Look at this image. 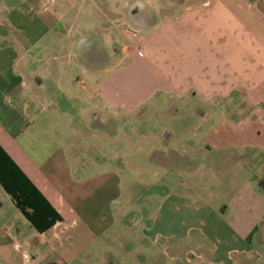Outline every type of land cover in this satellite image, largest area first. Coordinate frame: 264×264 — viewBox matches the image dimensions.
<instances>
[{
    "label": "crops",
    "instance_id": "1",
    "mask_svg": "<svg viewBox=\"0 0 264 264\" xmlns=\"http://www.w3.org/2000/svg\"><path fill=\"white\" fill-rule=\"evenodd\" d=\"M58 19L57 45L49 41L57 50L41 79L28 51ZM3 63L0 264H49V252L70 264L117 237L119 225L123 252L134 254L136 237V252L163 254L161 264H231L251 250L264 256V0H0ZM78 69L87 80L101 72L91 77L95 105L80 111L67 96L65 108L55 107L53 81L69 86ZM102 112L121 114L119 132L112 124L99 133ZM62 113L74 138L41 137L45 116L55 123ZM157 116L170 122L148 128ZM150 129L159 137L154 161L141 146ZM130 169L139 177L123 193L126 200L139 193L134 212L115 196L116 174ZM198 170L216 185L195 184ZM222 192L225 202L216 199Z\"/></svg>",
    "mask_w": 264,
    "mask_h": 264
},
{
    "label": "rangeland",
    "instance_id": "2",
    "mask_svg": "<svg viewBox=\"0 0 264 264\" xmlns=\"http://www.w3.org/2000/svg\"><path fill=\"white\" fill-rule=\"evenodd\" d=\"M107 1L109 2L110 0H107ZM62 26H63L62 20L58 19V20L54 21L52 27L48 26V29L46 30V32L41 34L42 35L41 38H39L33 42L34 43L33 47H31L29 49L30 51H28L30 54L29 60L33 59L32 66L36 67L39 70V72L37 71V75H36L38 78H41V79L43 78L44 72L42 73V71H40V70H41L43 64L47 63L51 54H54L57 50V49H54V47L52 46V43L49 41L53 40V44L55 42V44L57 45V40H55V39L58 38V35H59L58 30L61 29ZM53 29H55L56 32ZM91 32H93V31H91ZM90 34H91L90 32H84L81 35L89 37ZM102 35H103V33H102ZM91 36H92V34H91ZM130 49L136 50V45L131 44ZM106 50L107 51L110 50L109 46H107ZM95 51H96V49H95ZM36 58H37V60L34 61V59H36ZM18 59H21V61L26 60V59L21 57L20 53L17 57V60ZM9 67H11L10 69L12 70L13 73L18 72V77L21 78V80L25 81L27 84L30 83L29 79L24 76L25 74L18 71V66L16 63L15 64L13 63V65H10ZM1 68L3 69L4 73H6L8 70V66L6 65V63L1 64L0 69ZM70 75H72L73 79H74V77H77L78 79H76V80L74 79L73 83L70 84L69 86L61 78L53 81V85L55 86L53 93L55 94L56 98L51 103H53V105L55 107L59 106V107L65 108V106H66L65 103L67 102L66 104H68L66 97L67 96H73L76 98V101H73L72 103L74 104V106H76L77 110L81 111L83 108L95 105L93 102H96L98 100V97H96V95L93 93L94 86H91V84H92L91 77H92L93 81H97L102 77L101 72L97 71L94 75L92 74V76L90 78H88V80L85 78V76H83L81 70H79V69L74 71V72H70ZM90 86H91V89H90ZM88 92L91 94L92 98H87L86 94ZM100 105H102V104H100ZM50 115L45 116L47 121H48V125L41 129V133H40L41 137H43V134H45L48 137L59 139V135L63 136V135L67 134V135H70L71 137L74 138V134H72L74 131H72V133H67L68 130H67L66 126L64 125L66 122V117H67L66 113H62V115L59 118L60 120H58V118H55V123H53L54 120H52V118L49 117ZM42 116H44V113L42 114ZM153 117H154V115H153ZM48 118H50V119H48ZM100 119H101V121H103V122H101L103 124V127H102V129H99V133H103L106 131V134H107V132L111 129V128H109V125L112 126V124L114 125V128L116 131L121 130V128L117 127V121L122 120L121 114H114V116L112 117L107 112H102ZM167 121L170 122V120L167 119L166 117H162L161 121H160V118L157 116L153 120H150L151 124H148V128L153 126V127L157 128V130H160V126H161L160 124L162 123L163 125H166L164 123ZM163 125L161 126V130L163 128ZM117 132H119V131H117ZM149 132L150 133L147 134V137H148L147 145H141V146L143 147L144 150L150 152V156L148 157V159L154 161V155L158 154L157 148H158L159 137H157V138H156V136L154 137V134H152L153 130L150 129ZM55 133H57V134H55ZM100 144H103V143L100 142ZM171 144L169 143V145H171ZM163 146L165 147L166 145H163ZM116 162H119V165H121V167H124L123 163H122L123 162L122 159H120L119 161H116ZM214 163L216 166L215 168L220 166V164L222 166V163L219 161L215 160ZM197 168L200 169L201 167H197ZM117 169L120 171V167ZM152 169H153V166L151 167V170ZM202 169H204V168L202 167ZM201 172L202 171H200V170L197 171V174L195 175V177L193 179L195 184H200L203 187L204 186L206 187L207 185L209 186L211 184L216 185L215 180H214V179H216L215 177H212L210 174H208L203 179L201 177V174H202ZM148 173H150V172H148ZM151 175L152 174L150 173L149 178H153ZM116 177L119 178L118 180L120 182V185L116 186L117 188H116L115 196H116V199L118 202L121 201V203H123V201L126 200L125 199V193H123L124 185L130 180V178L131 179L132 178L138 179L139 176L133 175V170L130 169L129 173H128V171L125 172L123 175L117 173ZM179 177L182 181L186 180V177L184 174H180ZM120 188H121L122 192L118 193L117 191L120 190ZM130 195H131L130 199L126 200L125 202L132 203L131 207H130V211L134 212L138 208V205L140 203L139 193L134 192L132 190ZM220 196H221V198H220ZM220 196H217L216 199H218V200L220 199V200H223L225 202L226 198H227V193L222 192V195L220 194ZM0 198L3 199L2 194H0ZM214 199L215 198L213 197V195L209 194V200L212 203H216L214 201ZM146 200L147 201L150 200L151 202L154 201L153 198H149V197ZM147 212H149V214H150L151 209L148 210ZM149 223H152V221L149 220ZM132 227H134V226H132ZM115 228L116 229H114V234L117 235V237H118V235H120V238H121L123 236V233H124L123 225L115 226ZM153 230L154 229H151V232H153ZM137 231H138V228L134 227L132 230V233L137 235L138 234ZM191 231H198V229L194 228V230H191ZM65 234H67V233H65ZM117 237L112 238V239L110 238V236L108 237V239L106 237H104V240L103 239L100 240V242H99L100 245L96 246V244H94L91 247H88L87 248L88 250L84 251V253H82V255L79 258H77L75 261H73L70 264H109V263L110 264H141V262L142 263L144 262L145 264H161L162 262L167 260L163 256V254H159V253L146 254V255L144 253H141V254H144L145 256L139 255V253L136 251L141 250L142 248L140 246V243L136 239V237H132L133 239L131 238L132 241H134L135 245H136L133 247L134 249L132 250V252H134V254L130 255L126 251L123 252L124 251L123 243L125 241L121 240L120 238L117 239ZM65 241L68 242V240H64L63 242H65ZM149 243L152 245L155 244L153 241H150ZM38 250H39L38 254H37L38 257H41V255H46V254H44L46 252H45V249L43 248V246L41 248H38ZM51 254L52 253L49 252V257H50L49 258V262H50L49 264H58L57 262H53L51 260V259H53ZM46 257H44V258L47 259ZM188 258L191 259L190 256ZM171 260H173V264H181L180 261H177L174 258H172ZM43 263L45 264V261L44 262L41 261L38 264H43ZM187 264H190V262L188 261ZM231 264H264V256H258L257 252L255 250H251L246 254L236 255Z\"/></svg>",
    "mask_w": 264,
    "mask_h": 264
}]
</instances>
